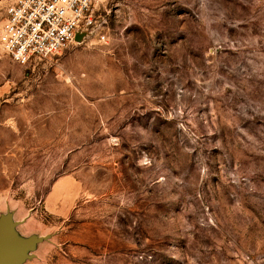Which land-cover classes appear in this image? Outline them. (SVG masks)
I'll return each mask as SVG.
<instances>
[{"label":"rangeland","instance_id":"374dc122","mask_svg":"<svg viewBox=\"0 0 264 264\" xmlns=\"http://www.w3.org/2000/svg\"><path fill=\"white\" fill-rule=\"evenodd\" d=\"M93 2L0 48V264H264V0Z\"/></svg>","mask_w":264,"mask_h":264},{"label":"built area","instance_id":"2783aa9c","mask_svg":"<svg viewBox=\"0 0 264 264\" xmlns=\"http://www.w3.org/2000/svg\"><path fill=\"white\" fill-rule=\"evenodd\" d=\"M93 0H9L0 21V48L20 65L60 55L95 27ZM103 40L104 34L97 33Z\"/></svg>","mask_w":264,"mask_h":264},{"label":"water","instance_id":"95a60500","mask_svg":"<svg viewBox=\"0 0 264 264\" xmlns=\"http://www.w3.org/2000/svg\"><path fill=\"white\" fill-rule=\"evenodd\" d=\"M75 39H77V37ZM0 252H1V247H0Z\"/></svg>","mask_w":264,"mask_h":264}]
</instances>
